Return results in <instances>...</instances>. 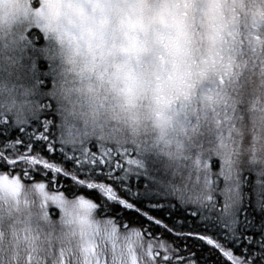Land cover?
<instances>
[{"label":"clouds","instance_id":"1","mask_svg":"<svg viewBox=\"0 0 264 264\" xmlns=\"http://www.w3.org/2000/svg\"><path fill=\"white\" fill-rule=\"evenodd\" d=\"M41 120L65 153L107 152L143 198L240 241L244 210L264 213V0H0V126ZM46 175L0 167V264H181ZM249 240L236 264H264V233Z\"/></svg>","mask_w":264,"mask_h":264},{"label":"trees","instance_id":"2","mask_svg":"<svg viewBox=\"0 0 264 264\" xmlns=\"http://www.w3.org/2000/svg\"><path fill=\"white\" fill-rule=\"evenodd\" d=\"M43 69L45 66L40 65ZM44 120H41L37 125L30 128L31 131H38L41 129ZM3 129L0 128V147H4L6 143L11 142L16 136H23L24 133L15 132L11 135L2 134ZM50 139H54L51 134ZM28 141L25 139L24 144ZM35 143V141H33ZM24 144L20 145V149L24 150ZM99 151V149H91ZM41 155H45L46 158H52L53 162H57L63 165L68 171H72L77 166L73 162L64 159L63 153L61 152V146L55 143V152L46 153V149ZM77 156L79 154H76ZM4 165H0L3 167ZM36 170V178H40L41 174L46 173V179H51L54 184L57 186L70 185L73 183L70 178L63 176L62 174H54L43 170L40 168ZM107 169L101 171L100 176H98V182H103L109 184L114 188L117 194L126 199L129 203H134L136 207L141 209V212H134L133 210L124 209L123 206L118 203L108 201L106 197L102 196L96 190H87V195L93 199L107 201L111 205V214L117 217H123L130 224L148 229L149 233H154L157 236L163 234V238L171 241L177 250H180L182 255H184L188 260H192L196 264H210L214 262L215 264H225L224 260L220 257L221 254L211 250L210 246L206 242L198 239L200 235H209L215 239H218L221 243H226V246L234 249V247L246 246V247H256L254 244L248 243V237H251L252 240H259L262 233H264V213H258L254 208H249L244 210L242 219L245 225H248L250 230H246L245 233L241 236L240 241H230L227 234L220 230L219 228L212 230L208 228L204 222L198 220L190 211H183L178 209L174 205L166 204L162 200H146L141 196V193L144 190L143 180H138L134 177L127 178L121 182H114L108 180L104 172ZM81 178H83V173H77ZM122 174V173H120ZM90 193H93L90 195ZM133 193H139V198L135 197ZM159 205H162L160 207ZM141 213H147L148 215L153 216L156 219H160L164 224H167L168 228L172 229L171 232L167 228H162L159 225H156L153 221H149L147 216L142 215ZM177 233H191V235H177ZM232 251V250H231ZM233 253L243 254L239 250L233 251ZM189 256L190 258H188ZM214 256V261L209 258ZM184 259V258H183Z\"/></svg>","mask_w":264,"mask_h":264},{"label":"snow or ice","instance_id":"3","mask_svg":"<svg viewBox=\"0 0 264 264\" xmlns=\"http://www.w3.org/2000/svg\"><path fill=\"white\" fill-rule=\"evenodd\" d=\"M50 121H44L41 129L38 131H31L29 129L18 128L9 130L4 126H0L3 129L2 134L11 135L13 131L24 133L23 136H16L11 142L6 143L8 151L0 152V165H7L8 167H14L17 165H25L27 168L32 169H43L54 174H62L65 177L83 184L89 190H96L102 196L106 197L108 201L118 203L123 206L124 209L133 210L134 212H141L139 207H136L134 203H129L126 199L121 198L112 186L109 184L98 182V176H100L103 169H107L103 173L108 180L114 182H121L127 179V174L123 172L120 160L113 159L112 156L108 155L103 150H89L88 152L80 155L67 154L61 148L64 159L73 162L77 167L72 171H68L63 165L53 162L52 158H46L45 155H41L42 152L54 153L55 143L54 139H50L49 135ZM25 139L27 143L24 144ZM35 141V143H33ZM24 144V150L20 149V145ZM82 172L83 178L77 173ZM122 173V174H120ZM93 193H90L92 195ZM133 195L139 198V193H133ZM162 207V205H159ZM147 216L149 221H153L156 225L162 228H167L169 232L172 229L168 228L167 224H164L160 219H156L147 213H141ZM177 235H191V233H177ZM198 239L206 242L207 245L213 249L218 250L224 257L227 258L229 264H236L238 256H235L231 250L228 249L226 243H221L218 239L213 238L209 235H200ZM226 241L228 240L225 238ZM251 245V240L248 241ZM244 251L251 253V249H245Z\"/></svg>","mask_w":264,"mask_h":264},{"label":"rangeland","instance_id":"4","mask_svg":"<svg viewBox=\"0 0 264 264\" xmlns=\"http://www.w3.org/2000/svg\"><path fill=\"white\" fill-rule=\"evenodd\" d=\"M210 251L211 250H214V251H216V252H218L219 253V251L218 250H215V249H213L211 246H210ZM178 251V253H179V256H178V259L180 260V262H181V264H196L195 262H193L192 260H188L184 255H182V253H181V251L180 250H177ZM233 252V251H232ZM219 254H221V253H219ZM235 256H238V257H242V256H244L243 254H238V253H233ZM188 258H190L189 256H187ZM223 260H224V262H225V264H229V262H227V258L226 257H224L222 254H221V256H220ZM184 258V259H183ZM215 257L214 256H211L209 259L210 260H212V261H214L213 259H214ZM191 259V258H190ZM210 264H215L214 262H211Z\"/></svg>","mask_w":264,"mask_h":264},{"label":"flooded vegetation","instance_id":"5","mask_svg":"<svg viewBox=\"0 0 264 264\" xmlns=\"http://www.w3.org/2000/svg\"><path fill=\"white\" fill-rule=\"evenodd\" d=\"M229 249V248H228ZM235 250H239L240 252H243L246 256L248 254V252L244 251L245 249H251V251H256V247L252 246V247H246V246H239V247H234ZM234 249L230 248V250L234 251Z\"/></svg>","mask_w":264,"mask_h":264}]
</instances>
